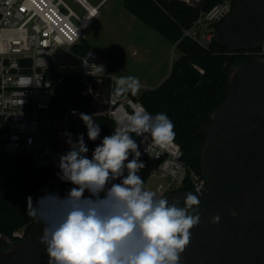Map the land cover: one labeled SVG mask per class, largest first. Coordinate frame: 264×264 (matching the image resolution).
I'll list each match as a JSON object with an SVG mask.
<instances>
[{
  "label": "clouds",
  "instance_id": "clouds-1",
  "mask_svg": "<svg viewBox=\"0 0 264 264\" xmlns=\"http://www.w3.org/2000/svg\"><path fill=\"white\" fill-rule=\"evenodd\" d=\"M21 83L27 79L21 78ZM114 83L115 97L138 95L141 88L133 75ZM79 118L87 127L88 139L97 140L101 129L93 115L80 113ZM133 134H147L161 147L175 139L168 115H153L143 106L119 119L114 134L103 138L91 158L86 155L89 149L83 134L73 140L71 133H63L69 150L59 158L57 175L74 187L64 197L46 194L35 204L32 197L27 198V214L44 225L39 240L48 264H181L191 229L201 223V201L187 193L181 207L178 201L169 203L148 190L137 175L145 165ZM121 177L120 183H113ZM221 219L215 213L209 223L219 224Z\"/></svg>",
  "mask_w": 264,
  "mask_h": 264
},
{
  "label": "built area",
  "instance_id": "built-area-1",
  "mask_svg": "<svg viewBox=\"0 0 264 264\" xmlns=\"http://www.w3.org/2000/svg\"><path fill=\"white\" fill-rule=\"evenodd\" d=\"M76 1L86 10L83 16L64 0H0V154L29 155L36 167L56 169L60 156L69 150L63 133H71L76 139L82 134L72 130V122L81 110L69 101L64 108H58L54 82L48 73L58 49L74 53L72 47L85 37L86 26L99 16L105 0H99L96 5L87 0ZM232 10L231 0L216 3L211 9L201 11L184 35L207 48L215 37L216 24ZM260 51L264 53V43ZM78 57L85 95L90 93L93 80L107 76L115 79L94 49ZM21 78H26L27 83L22 84ZM113 88L112 85L106 106L96 114L107 115L117 122L136 107L147 110L131 93L115 97ZM140 137L143 143L139 151L159 160L149 176L157 184L148 189L155 191L158 198L187 182L196 191L204 188L202 175L189 170L184 163L178 142L174 140L161 147L147 134ZM14 235L23 238L25 227Z\"/></svg>",
  "mask_w": 264,
  "mask_h": 264
},
{
  "label": "trees",
  "instance_id": "trees-1",
  "mask_svg": "<svg viewBox=\"0 0 264 264\" xmlns=\"http://www.w3.org/2000/svg\"><path fill=\"white\" fill-rule=\"evenodd\" d=\"M220 1L223 0H198L196 3L187 0H123L128 10L180 50L170 74L160 85L144 90L139 96H132L141 100L151 114L162 112L168 115L174 124V140L181 146L184 163L189 170L199 174L201 150L207 136L205 127L211 123V114L229 95L234 68L249 57L244 54L246 48H230L215 37L206 48L184 35V30L192 26L201 11L211 9ZM231 2L232 9H235L238 0ZM221 23L216 24L217 29ZM89 49L91 44L85 37L72 47L76 55H84ZM48 73L54 82L58 108H64L69 101L82 113L94 117L89 99L83 93L79 67L58 68L52 62ZM115 80L105 77L101 90L108 94L112 85L115 87ZM96 123L105 134H114L116 122L111 117L97 115ZM72 130L87 135V127L79 116L73 120ZM133 139L140 150L142 138L133 134ZM139 159L145 165L141 171L147 179L159 160L144 153ZM0 160L13 166L12 173L0 186V242L6 246L3 236L19 239L14 235L16 230L25 227L26 235L32 229L35 220L27 214V198L32 197L35 204L38 198L46 195L40 191L42 185L56 176L59 170L36 167L31 161L23 164L3 154H0ZM71 188V183L61 181L52 194L64 197ZM180 189L191 190L192 186L187 182Z\"/></svg>",
  "mask_w": 264,
  "mask_h": 264
},
{
  "label": "flooded vegetation",
  "instance_id": "flooded-vegetation-1",
  "mask_svg": "<svg viewBox=\"0 0 264 264\" xmlns=\"http://www.w3.org/2000/svg\"><path fill=\"white\" fill-rule=\"evenodd\" d=\"M242 3L247 15L227 22L222 37L228 43L257 46L243 47L249 57L234 68L228 100L211 114V123L205 127L207 136L200 157L201 175L205 180L203 189L240 165L248 142L264 128V53L260 51L264 43V0H242ZM251 12L255 15L248 16ZM104 137L100 133L97 140L90 141L88 158ZM132 158L130 155L129 160ZM9 173V163L2 160L0 182ZM137 175L146 187L149 177L144 179L142 171ZM122 179L113 183H120ZM192 191L196 190H171L161 198L172 203ZM89 195L85 191L84 196ZM199 212L201 223L191 229L190 243L181 254V264H264V167L235 195ZM215 213L222 217L219 224L209 223ZM31 230L22 240L7 239V245L2 246L0 242V247L10 251L15 260H35L37 236Z\"/></svg>",
  "mask_w": 264,
  "mask_h": 264
},
{
  "label": "rangeland",
  "instance_id": "rangeland-1",
  "mask_svg": "<svg viewBox=\"0 0 264 264\" xmlns=\"http://www.w3.org/2000/svg\"><path fill=\"white\" fill-rule=\"evenodd\" d=\"M79 15L86 10L76 0H64ZM96 5L99 0H87ZM196 3L198 0H187ZM91 48L98 52L107 71L117 79L133 75L140 81L139 96L144 90L155 88L170 74L173 61L180 50L159 31L148 26L143 20L128 10L123 0H105L99 16L89 21L84 30ZM103 81L100 79L99 82ZM106 94L98 96L101 105L106 104ZM93 104V103H92ZM72 139L76 140L74 135ZM56 169H59L58 166ZM61 180L58 175L49 179L41 187L44 194H52ZM157 180L147 179L146 188H155Z\"/></svg>",
  "mask_w": 264,
  "mask_h": 264
},
{
  "label": "water",
  "instance_id": "water-1",
  "mask_svg": "<svg viewBox=\"0 0 264 264\" xmlns=\"http://www.w3.org/2000/svg\"><path fill=\"white\" fill-rule=\"evenodd\" d=\"M244 5L242 0H239L237 7L231 12V14L224 20V22L219 26L215 33V39L220 43L229 46L230 48H243V47H251L254 48L257 45H245V44H232L226 42L222 37L223 27L227 24V22H234L239 19H242L244 15L247 13L243 10ZM244 12V13H243ZM255 15L254 12L248 14ZM258 15V14H256ZM54 62L56 65H60L62 67L66 66H74L79 67V57L78 55L66 51L64 49H58L54 55ZM232 84V78L230 80V87ZM229 87V88H230ZM228 98L222 103H226ZM101 110V109H100ZM99 110H96L98 112ZM94 112V122L96 123V114ZM105 136H109L105 134L102 130L100 131ZM90 141L87 135H84V142L89 149ZM206 144L203 149H205ZM89 152V151H88ZM88 155V153L86 154ZM20 163H27L31 161V157L29 155H15L12 157ZM2 162V160H0ZM264 167V128L260 129L256 136H253L251 140L248 142V145L244 152V158L240 165L234 166L233 170L221 175L215 180L211 181L206 189L202 191H192L191 193L197 195L200 199L201 203L199 206V211L205 209L209 206H213L218 204L233 195H235L242 187L247 185L254 176ZM10 173L13 171V166L9 164ZM9 175L0 182L1 184L8 179ZM74 186V185H72ZM184 197L178 198L174 202H179V205L183 207ZM44 225L42 223H36L34 221L33 228L31 232L35 233L37 236V244H36V259L28 262H22L20 260H15L14 255L10 251H6L0 247V264H46L47 261V252L45 250V246L40 243L39 237L42 235Z\"/></svg>",
  "mask_w": 264,
  "mask_h": 264
},
{
  "label": "crops",
  "instance_id": "crops-1",
  "mask_svg": "<svg viewBox=\"0 0 264 264\" xmlns=\"http://www.w3.org/2000/svg\"><path fill=\"white\" fill-rule=\"evenodd\" d=\"M219 28V27H218ZM174 45V44H173ZM92 49V48H91ZM174 62V61H173ZM110 74H112L111 72H109ZM114 76V75H113ZM115 79H117L115 76H114ZM104 79V78H103ZM100 79H95L92 81V87L90 88V93L88 95H86L89 99V103H90V107L91 109L93 110V113L96 112V110H100L102 109L105 105H101L100 104V100L98 98L99 95H101L102 93H104L102 90H101V83H102V80L101 82H99ZM160 85V84H159ZM106 94V93H104ZM108 94H106L107 96ZM107 98V97H106ZM107 100V99H106ZM93 103V104H92ZM7 242V239H10L8 237H5L3 236ZM23 238H19L17 240H22Z\"/></svg>",
  "mask_w": 264,
  "mask_h": 264
},
{
  "label": "bare ground",
  "instance_id": "bare-ground-1",
  "mask_svg": "<svg viewBox=\"0 0 264 264\" xmlns=\"http://www.w3.org/2000/svg\"><path fill=\"white\" fill-rule=\"evenodd\" d=\"M87 4V6L89 7V8H91L92 9V7L88 4V3H86Z\"/></svg>",
  "mask_w": 264,
  "mask_h": 264
}]
</instances>
